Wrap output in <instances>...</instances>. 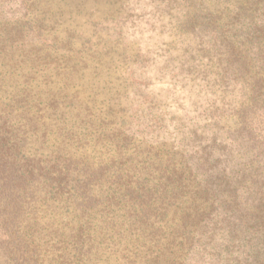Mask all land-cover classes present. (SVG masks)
<instances>
[{"label": "trees", "instance_id": "trees-1", "mask_svg": "<svg viewBox=\"0 0 264 264\" xmlns=\"http://www.w3.org/2000/svg\"><path fill=\"white\" fill-rule=\"evenodd\" d=\"M48 2L21 0L0 21V33L58 34L38 46L56 92L0 96V264H264V0H161L172 26L157 70L127 19L80 25ZM3 62L0 77L21 67ZM155 73L181 101L166 128ZM34 116L71 151L29 154ZM131 118L166 137L137 141Z\"/></svg>", "mask_w": 264, "mask_h": 264}, {"label": "rangeland", "instance_id": "rangeland-1", "mask_svg": "<svg viewBox=\"0 0 264 264\" xmlns=\"http://www.w3.org/2000/svg\"><path fill=\"white\" fill-rule=\"evenodd\" d=\"M20 1L21 0H0V13L4 12V15L0 17V21L11 20V13L17 9ZM160 1L161 0H49L48 3L51 4L52 7L56 6V9L59 11H63V14H65L66 17L69 14L70 16H74L76 20L79 21L80 25L88 19L107 18L109 16H115L118 19H127L124 31L127 32V36H129L131 42L136 43L143 50L147 49L149 51L151 59L154 60V70H157L159 67V61L160 67L162 61V58H158L159 54H163V50L166 49L165 46L170 44L168 36L172 26V24L169 23L167 12H162V14L159 15V12L156 11L154 5H158ZM173 1L174 0H162L164 4ZM32 18L33 17H30V19ZM80 28L81 30H84L86 27ZM9 29L10 28L0 33V50L3 48L0 52V56L7 55L9 58L14 60V62H11V65L15 62H19L21 67L13 74L6 75L5 77L4 74L1 75L0 89L2 92L0 93V96H4L5 94L3 92H6V95L13 97V100L16 102L15 106H19L22 104H19V101L24 99L29 90H33L32 94H37L36 97H44L49 92H56L55 85L49 86L46 84L48 82L45 83V81H48L50 74L45 71L43 64H50L51 60L49 59L46 50L44 48H39L38 46L41 45L42 40L45 38H53L58 36V34L48 28V26L44 23H39L34 26L33 31H29V34H25V32L22 34L17 31H8ZM15 30L18 29L16 28ZM29 49H32L33 52L30 54L27 62L26 57ZM4 64V62L3 64L0 63V68L3 72L7 70L4 68ZM18 72H20L19 74H22L18 75L19 77L16 75ZM35 72H37V74L34 75L33 73ZM40 75H42L43 83H41L42 79L39 78ZM3 78L4 82L2 81ZM163 81L164 79H160L158 73H155V82L153 85L155 98L159 102V105L168 107L166 110L168 116L164 118L165 121H163V124L161 123L159 126L161 128H166L164 123L169 125L170 118L173 114L175 117H181V101L177 100L176 96L173 94L166 92L165 86H163ZM153 103L155 105V101ZM176 107L178 108L176 109ZM29 109L30 111L27 113L29 115H33L35 109L32 107ZM11 113L15 115L14 109H11ZM20 113L22 112L17 111L16 114ZM22 122L25 123L26 121L24 120ZM120 122L121 121L118 119L115 120V124L117 123V126L120 125ZM130 122L132 123V127L128 130L130 134H135L136 140L139 142L145 141L148 144H155L157 141L166 137L161 132L159 133V136H156V132L147 135L146 132H142V130L135 131L137 129L136 124L139 126V123H137L134 118H131ZM44 123L53 124V122L46 121L45 119ZM229 123L233 124L232 122ZM33 124L35 131L32 129L26 130L28 131L26 147L28 148L29 154H36L41 157L47 156L49 158L50 153H53L51 157L55 155L63 157L67 151H71V147L69 145L63 144L60 147L57 146L58 141L55 142L54 140L59 138V136L52 129L42 128L41 122L37 121L35 116L33 118ZM54 124H59L64 127L61 122L58 123V120H56ZM171 126H173V124ZM64 128L68 130L69 126ZM47 130H52L54 135L49 134ZM66 130H63V133L73 132L70 131V129L69 132ZM43 135L44 138L42 139L45 143L42 144V149L33 147L31 140L35 137ZM74 137L76 136H73L72 138ZM40 139L41 138H39V140ZM96 143L95 137L90 133V136L85 140L84 147H94ZM62 146L66 149L64 150ZM22 154H24V152ZM87 154H90L89 149ZM54 218L65 224L63 215L58 216L56 214H50L47 216V220L49 221H52ZM0 224H4L1 217Z\"/></svg>", "mask_w": 264, "mask_h": 264}]
</instances>
